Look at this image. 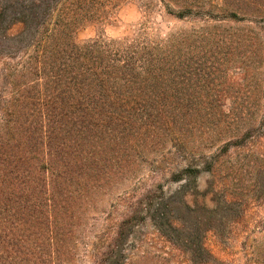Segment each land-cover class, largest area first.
Returning a JSON list of instances; mask_svg holds the SVG:
<instances>
[{"label":"trees","instance_id":"obj_1","mask_svg":"<svg viewBox=\"0 0 264 264\" xmlns=\"http://www.w3.org/2000/svg\"><path fill=\"white\" fill-rule=\"evenodd\" d=\"M85 1L0 0V264H76L80 258L129 264L140 221H149L189 264H220L201 237L205 201L198 206L183 192L188 176L196 183L202 164L214 168L213 158L173 173L185 183L177 191L156 183L124 197L118 221L90 240V212L126 172L123 152L145 146L137 143L144 131L137 123L156 117L142 97L150 98L158 83L166 86L168 46L77 43L74 33L85 18L72 5ZM156 114L166 119V107ZM230 198L224 195L221 205L229 207Z\"/></svg>","mask_w":264,"mask_h":264},{"label":"rangeland","instance_id":"obj_2","mask_svg":"<svg viewBox=\"0 0 264 264\" xmlns=\"http://www.w3.org/2000/svg\"><path fill=\"white\" fill-rule=\"evenodd\" d=\"M72 6L85 18L74 33L79 43L125 39L168 46L166 86L158 83L150 98L142 97L156 117L137 123L144 128L137 143L145 146L123 152L126 172L96 200L87 221L90 240L118 221L124 197L156 183L177 191L185 183L175 182L173 173L213 158L214 168L202 164L196 183L188 176L183 191L209 210L200 212L208 217L203 244L220 264L264 263V0H86ZM160 105L166 119L157 117ZM224 195L232 199L229 207L220 203ZM134 231L129 264H189L149 221ZM76 264L91 263L80 258Z\"/></svg>","mask_w":264,"mask_h":264},{"label":"clouds","instance_id":"obj_3","mask_svg":"<svg viewBox=\"0 0 264 264\" xmlns=\"http://www.w3.org/2000/svg\"><path fill=\"white\" fill-rule=\"evenodd\" d=\"M76 42L79 43V38L78 37L76 38Z\"/></svg>","mask_w":264,"mask_h":264}]
</instances>
